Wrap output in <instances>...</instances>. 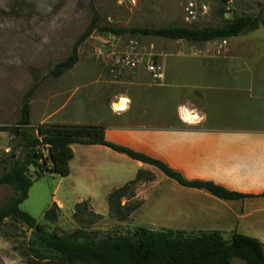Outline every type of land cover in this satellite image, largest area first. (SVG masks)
<instances>
[{
  "label": "rangeland",
  "instance_id": "rangeland-1",
  "mask_svg": "<svg viewBox=\"0 0 264 264\" xmlns=\"http://www.w3.org/2000/svg\"><path fill=\"white\" fill-rule=\"evenodd\" d=\"M187 1L138 0L135 5H129L127 0H0V127L17 124L22 100L28 91L31 125L27 129L35 133L45 113L60 104L66 105L67 90L72 85L93 84L96 88L106 86L110 91L120 90L127 85L125 81L135 82L137 72H141L142 79L149 78L148 64L160 67V71H264V0H193L197 5L205 4L207 10H198L195 20L189 24L184 19ZM247 13H261L259 28L227 38L221 47L220 39L196 43L127 34L121 35L116 44L103 46L98 31L78 42L95 16L99 24L115 27L170 24L201 27L218 25L234 14ZM75 45L78 61L73 67L59 77L49 75V70ZM125 51L140 62L133 69H121L126 72L116 75L115 71L121 68L116 58ZM117 102L112 103V107L127 108H116ZM68 108L66 105V110ZM246 126L261 124L251 120ZM13 143L11 131L0 129V145L11 148ZM15 154L19 155V149ZM2 155L0 152V157ZM28 174L34 177L33 167ZM166 179L147 190L141 205L125 221L108 214L107 198L89 204L95 213L102 215L90 229L98 237L131 235L138 226L183 231L184 236L216 229L226 240L232 232H238L264 244V197L244 200L243 208L238 200L222 205L202 195H190L185 188L172 189L168 184L173 180ZM54 184L51 176L35 180L19 208L49 230H73L78 224L72 218V204H64L53 224L43 219L44 211L52 203ZM12 193V187L0 185V205ZM197 206L217 209L220 212L212 213L217 219L199 215L195 211ZM35 251L44 259L57 255L39 245L33 228L11 219L4 220L0 226V264H29L36 258ZM231 264L245 263L233 258Z\"/></svg>",
  "mask_w": 264,
  "mask_h": 264
},
{
  "label": "crops",
  "instance_id": "crops-1",
  "mask_svg": "<svg viewBox=\"0 0 264 264\" xmlns=\"http://www.w3.org/2000/svg\"><path fill=\"white\" fill-rule=\"evenodd\" d=\"M137 74L135 82L125 81L120 90L72 85L67 90L68 110L60 104L38 124H101L107 141L161 160L187 179L211 180L243 193L264 191V71H162L158 80ZM132 82L133 87L128 86ZM121 98L128 99L127 108L112 107ZM251 120L261 126L248 128ZM71 149L69 173L46 175L55 182L51 201L59 213L64 204L98 203L138 170L154 174L153 180L137 185L136 197L141 200L147 190L169 178L155 166L105 145L72 144ZM173 181L168 184L172 189L185 188L190 195L234 204ZM238 201L243 208L244 201ZM195 211L215 219L212 213L220 212L201 206Z\"/></svg>",
  "mask_w": 264,
  "mask_h": 264
},
{
  "label": "trees",
  "instance_id": "trees-1",
  "mask_svg": "<svg viewBox=\"0 0 264 264\" xmlns=\"http://www.w3.org/2000/svg\"><path fill=\"white\" fill-rule=\"evenodd\" d=\"M261 23V13H247L234 14L218 25L201 27L179 24L115 27L99 24L95 16L78 42L88 37L91 32L98 31L200 43L241 36L258 29ZM76 47L77 45L49 70V75L59 77L73 67L78 61ZM28 94L29 91L23 97L17 124L0 127L2 130H10L14 138L11 152L0 157V185L13 188V193L0 205V226L6 219L25 224L35 230L41 247L57 253L52 259H44L39 251H35L36 258L30 260L29 264H231L233 258H238L245 264H264V244L255 237L238 232H232L229 240H226L221 231L216 229L196 236H184L183 231L153 230L138 226L131 235L98 237L90 227L102 215L95 213L86 201L74 205L72 218L78 226L73 230L64 232L56 228L47 229L44 224L21 210L19 205L27 198L28 190L35 180L49 174L66 176L69 173L68 162L73 156L72 144L105 145L132 159L155 166L181 186L202 189L224 200L244 201L264 197V191L257 194L243 193L211 180L187 179L180 171L161 160L107 141L104 137V126L101 124L43 122L35 127V133H31L27 129L31 125ZM39 143L48 145L47 157L42 163L37 162L39 153L35 151V146ZM31 148L34 149L33 152H29ZM17 149L18 156L15 154ZM31 167L33 178L28 174ZM153 179L152 172L138 170L132 180L112 189L107 195L108 214L118 221L127 220L142 203L136 197L137 185ZM58 215L59 208L52 202L44 211L43 219L53 224Z\"/></svg>",
  "mask_w": 264,
  "mask_h": 264
},
{
  "label": "built area",
  "instance_id": "built-area-1",
  "mask_svg": "<svg viewBox=\"0 0 264 264\" xmlns=\"http://www.w3.org/2000/svg\"><path fill=\"white\" fill-rule=\"evenodd\" d=\"M129 5H135L138 0H127ZM198 10H201L202 12H205L207 10V6L205 4H200L197 5L193 0H188L186 5H185V16L184 19L186 23H192L197 15ZM101 33V44L103 46H112L116 44L119 41V37L121 35H115L111 32H100ZM221 44L219 45L220 47L226 43V39H220ZM116 64L119 65L121 68L119 71H115L116 75H122L123 72L126 71H121V69H133L134 67L137 66V64L140 62L139 59L136 56H131L128 54V51H125L121 53L117 58H116ZM148 69V72L150 74L151 79L153 80H158L162 77V71H160V67H157L153 64H148L146 66ZM126 70V69H125ZM38 137V136H37ZM47 144H36L35 146V151L39 153V158L37 159L38 163H42L46 157H47ZM0 152L1 153H10L11 148L10 146H2L0 145Z\"/></svg>",
  "mask_w": 264,
  "mask_h": 264
},
{
  "label": "bare ground",
  "instance_id": "bare-ground-1",
  "mask_svg": "<svg viewBox=\"0 0 264 264\" xmlns=\"http://www.w3.org/2000/svg\"><path fill=\"white\" fill-rule=\"evenodd\" d=\"M128 100L126 98H121L119 102L116 104V108H125L127 106Z\"/></svg>",
  "mask_w": 264,
  "mask_h": 264
},
{
  "label": "water",
  "instance_id": "water-1",
  "mask_svg": "<svg viewBox=\"0 0 264 264\" xmlns=\"http://www.w3.org/2000/svg\"><path fill=\"white\" fill-rule=\"evenodd\" d=\"M33 151H34V149H32V148H31V149H29V152H33Z\"/></svg>",
  "mask_w": 264,
  "mask_h": 264
}]
</instances>
